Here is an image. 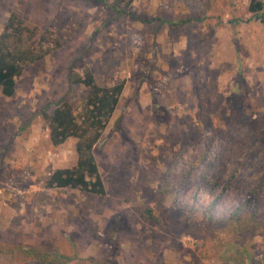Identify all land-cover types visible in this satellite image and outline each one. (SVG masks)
Here are the masks:
<instances>
[{"label": "rangeland", "instance_id": "374dc122", "mask_svg": "<svg viewBox=\"0 0 264 264\" xmlns=\"http://www.w3.org/2000/svg\"><path fill=\"white\" fill-rule=\"evenodd\" d=\"M249 2L133 0V20L80 0H0V33L15 11L53 48L23 71L13 97L0 93V248L34 249L54 264H238L230 250L214 253L227 236L209 218H228L259 183L264 200V25ZM191 17L203 22L181 24ZM151 18L164 21L156 34L140 22ZM71 67L100 87L123 83L93 152L105 196L45 187L76 163V140L53 147L41 119L62 104L81 110L88 89L70 83ZM217 171L219 190L199 203L196 182ZM250 257L264 264V234L252 237ZM0 264L42 263L0 252Z\"/></svg>", "mask_w": 264, "mask_h": 264}, {"label": "trees", "instance_id": "16d2710c", "mask_svg": "<svg viewBox=\"0 0 264 264\" xmlns=\"http://www.w3.org/2000/svg\"><path fill=\"white\" fill-rule=\"evenodd\" d=\"M80 1L106 6L116 17H130L133 20H138L130 10L133 0ZM247 11L253 19L264 25L262 0H250ZM221 18L222 15L219 17L220 21ZM233 21L230 20L229 22L232 23ZM140 22L154 24L153 34H156L164 23L158 18L143 19ZM202 22L203 19L201 18L191 17L182 21L181 24L190 28L192 24ZM47 34L49 35V33ZM47 34L40 36L38 29L28 25L19 13L15 11L10 13L3 31L0 33V93L2 96L13 97L16 92L17 81L23 71L53 51V48L44 44ZM106 64L111 69L117 66L113 60H106ZM69 81L71 84L82 85L88 89V95L82 103L81 110L75 114L69 106L62 104L56 107L51 115L43 112L41 119L48 129L49 139L53 147H62L69 139L76 140V163L69 168L53 170L45 183V187L47 189L77 190L94 196H105L107 191L99 175L93 152L94 146L112 118L123 90V83L112 87H100L96 84L90 70L86 69L82 75H79L73 73L72 67L70 68ZM28 132V124L20 128L21 136L27 135ZM195 168L196 165H192L188 170L182 171L179 190L189 185L191 174ZM221 179L222 173L220 171L214 172L210 177L207 173H203L200 180L195 184L197 201L203 203L213 198L220 188ZM261 186L259 183L248 191L244 201L228 218L219 221L209 218L214 224L219 222L222 234L227 236V239L219 240L218 247L213 249L215 254L230 250L240 258L238 264H247L251 260L252 237L264 234V200L260 197ZM169 190V187H159V193ZM119 191L117 183L113 181L110 186V195L115 196ZM197 210L199 216H208V209ZM142 216L146 221L159 223V219L153 216L151 209H146ZM0 252L8 254L12 260L19 262L30 259L42 264L58 262L56 256L40 254L34 249L19 252L2 245Z\"/></svg>", "mask_w": 264, "mask_h": 264}]
</instances>
